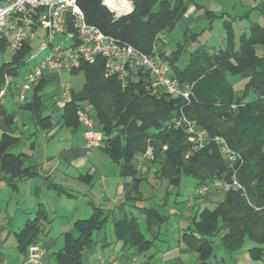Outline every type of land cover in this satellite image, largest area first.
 <instances>
[{
    "label": "trees",
    "instance_id": "obj_1",
    "mask_svg": "<svg viewBox=\"0 0 264 264\" xmlns=\"http://www.w3.org/2000/svg\"><path fill=\"white\" fill-rule=\"evenodd\" d=\"M2 0H0L1 2ZM132 10L114 17L103 5L102 0H77L88 24L94 25L135 48L150 52L156 47L160 56L169 62L174 75L191 84L188 104L180 98L150 93L143 79L130 81L122 87L115 77L104 73L103 59L82 62L71 74L81 72L84 77L82 95L72 90V100L63 110V125L79 126L76 110L85 108L92 117L95 128L104 136L103 151L114 164H120V176L129 177L123 184L122 203L111 210L94 206L87 218L73 222L74 233H63L62 248L54 252L57 264H93L86 258L85 251L94 243L93 235L103 229L110 216L114 241L121 242L124 256L145 253L153 245L139 228L137 217L129 214L126 207L136 208L144 216L148 231L157 230L167 221L166 215L155 207H137L143 196L139 185L142 177L135 160L146 145L153 146L154 158L148 169L155 167L154 175L178 186L182 175L195 180V186L210 183L214 179H227L229 169L217 146L211 142L206 147L191 152L185 132L174 128L171 119L180 112L204 127L211 136H222L229 146L240 153L242 163L236 165L237 178L244 188L223 193L213 208L204 207L189 217L190 222L180 235V241L197 254L194 264H208L214 258V248L220 246L227 253L240 251L247 241L253 245L247 250L250 259L264 257V53L258 55L256 47H264V25L252 23L248 32L234 41L231 20L223 22L224 45L212 52L204 45L188 50V39L177 43L173 50L166 51V44L158 38L175 25L184 10L186 0H131ZM209 19L214 17L207 10ZM30 42L0 65V81L5 72L17 75V68L30 52ZM5 43L0 41V51ZM187 52L184 65L180 59ZM246 79L244 92L236 91L229 77ZM40 82L33 90L32 99L25 104L34 113L39 124L47 120L38 114L43 100L38 91ZM253 90L255 97L246 100L247 92ZM87 106V108H86ZM7 114L0 104V120L9 123ZM16 138L7 133L0 137V178L14 186L17 180L34 177V167L24 166L20 155H13L8 148ZM167 194V193H166ZM200 196H196L194 201ZM47 220L44 207L39 204L32 219H27L15 233V246L23 256L28 245L41 241L42 221ZM47 222V221H46ZM221 225L224 231L214 238ZM47 247L45 242H42ZM128 256V255H126Z\"/></svg>",
    "mask_w": 264,
    "mask_h": 264
},
{
    "label": "built area",
    "instance_id": "obj_2",
    "mask_svg": "<svg viewBox=\"0 0 264 264\" xmlns=\"http://www.w3.org/2000/svg\"><path fill=\"white\" fill-rule=\"evenodd\" d=\"M103 5L118 17L132 10L131 0H102ZM164 43L165 34H158ZM36 39V46L31 41ZM0 41L5 43L11 53L19 51L26 42H30V52L23 63L17 68V77L5 72L0 81V104L17 88L13 95L16 105H23L27 100L26 91L31 90L46 70L57 74L71 73L78 69L82 62L92 63L98 57L103 59L104 73L115 77L122 87L130 81L139 80L141 74L150 79L152 94L180 98L185 104L190 101L191 84L181 82L173 73L169 62L160 56L154 47L150 52H143L129 43L123 42L98 27L88 24L77 0H2L0 2ZM22 67H25L22 71ZM72 100L70 83L60 81L57 93L52 96V105L63 112ZM78 123L82 126V136L86 147H103V134L95 128L89 112L78 107L76 110ZM174 128L185 132L189 150L186 157L194 151L206 147L213 142L219 154L227 164L229 177L214 179L210 183L194 186L193 193L187 201L191 206L196 196L209 189L227 192L238 190L244 193L236 172L242 163L239 152L232 149L224 137L211 136L204 127L189 119L183 111L171 119ZM154 158L153 146L148 143L144 151L138 155L135 165L138 173L144 177L148 173V164ZM2 230L0 227V244ZM47 248L42 241L28 245L24 260L20 264H44ZM98 264H146L137 261V256L124 257L110 254L106 257L93 255L90 262Z\"/></svg>",
    "mask_w": 264,
    "mask_h": 264
},
{
    "label": "rangeland",
    "instance_id": "obj_3",
    "mask_svg": "<svg viewBox=\"0 0 264 264\" xmlns=\"http://www.w3.org/2000/svg\"><path fill=\"white\" fill-rule=\"evenodd\" d=\"M222 21L221 18H215L212 22V29L207 34L205 38H198L199 40L195 43H204L207 44V47L218 49L223 45L222 39ZM244 22L235 24L234 28V41L237 45L239 35L244 31L243 29ZM205 34V33H204ZM169 37V42L166 44V51L169 52L173 50L177 43L184 42L183 33L179 28H175L171 33H167ZM33 45L36 46L37 41H33ZM194 45V44H193ZM193 45H187L188 50L193 48ZM154 48V47H153ZM156 48V47H155ZM256 53L261 55L264 53V47L257 46ZM14 53H11L9 49L3 48V52H0V65L3 62H7L9 58ZM187 60V52L180 59L179 65H184ZM25 67H22V71ZM140 78L143 79L146 88L152 92L150 88V79L144 73L141 74ZM60 80L68 81L74 92H81L84 82V77L81 72L74 74L62 73ZM230 82L232 83L234 89L240 93L244 92V86L246 79L239 76L229 77ZM54 84H48L42 90V93H46L45 97L50 98L54 91ZM160 95V94H159ZM162 95V94H161ZM255 92L249 90L247 92L246 100H251L255 97ZM5 107L8 111H13L16 109V105H13L9 99L6 100ZM87 108V106H86ZM88 109V108H87ZM54 118V117H53ZM24 124V125H23ZM19 129L17 134L19 136L21 131H24L28 136L33 133L31 139L21 141L20 145L14 149V151H23L26 153H33L36 157V160L42 164V156L47 154L57 155L59 150H61L65 144L71 139L73 133L69 129L61 126L57 131L50 136L46 133V130H39L33 125L31 120H20L16 125ZM77 134V133H76ZM74 134L75 136H77ZM73 135V136H74ZM33 140L35 145L34 148H30V141ZM92 152L97 151V154L94 155L97 159L93 161L92 158H88V162L85 167H87L86 172L93 174L92 184L94 185V192L101 190V174L110 175L113 171H117L118 165L113 164L109 159L103 154L100 150L92 149ZM106 159L107 163L102 161V158ZM63 164V163H62ZM84 167V168H85ZM90 167V168H89ZM89 168V169H88ZM106 168V169H105ZM155 167L148 169V173L145 177L146 179L142 180L139 185V190L142 193V200L136 203L137 207H155L160 213L166 215L167 221L159 229L156 236H154L150 231L146 229L144 216L137 212L136 208L126 207V211L129 214H132L137 217V222L139 228L143 235L147 239H153L152 247L147 250L145 253L139 254L137 256V261H144L146 264H167L168 260L177 262L178 259L181 260L184 264H194L196 262L195 253H183L179 254L176 250L180 246V235L185 231L186 226H188L190 215L199 213L204 207L212 208L215 203H197V200H214L220 199L225 192L216 191L209 189L204 194L195 200L191 206H187V201L193 193L195 186V180L186 175H182L178 186L169 185L166 180L157 178L154 175ZM83 174H85L83 172ZM1 185V184H0ZM18 191H12L8 188L7 185L0 186V226H2L4 218L9 219L8 225L5 224V227L11 231H17L24 223L27 218H32L34 216L35 203L32 199L31 193L26 191L23 186H18ZM55 190V189H54ZM50 189L48 192L43 191L39 197V201L42 200L45 202L46 210L48 211L47 222L42 221V227L45 228L44 232L41 233L42 240L51 241L44 257L46 258V264H57L54 252L62 248L63 245V233L67 230H72L71 233H74L73 229V220L75 218H87L91 214L92 208L87 206V198L83 195H78L75 198L69 199L65 194L57 195L55 191ZM238 191V190H236ZM98 193V192H97ZM167 193V194H166ZM99 194V193H98ZM113 196L106 199L107 207L113 205L112 202ZM207 202V201H206ZM64 210H66L64 214ZM114 216H110L105 223L103 229L99 232H95L93 235L94 245L91 250H89L91 256L100 255L101 257H106L108 254L119 255L122 253L117 252L113 242L112 235V220ZM105 237L109 241L107 250L101 248V240ZM215 239L217 236L214 237ZM253 244L247 241L244 247L237 253L230 254L223 250L220 246L214 248V258H211V261L208 264H259L256 261L250 260L247 255V248ZM111 250V251H110ZM0 252L6 256V258H18L22 256L15 248V242L12 241L9 244L0 247ZM88 253V250L85 251V254ZM146 254L151 256L147 261L143 259ZM246 254V255H245ZM24 260V259H23ZM22 260V261H23ZM90 260V259H89ZM94 264H98L97 260H93ZM126 264H134L132 261L127 262ZM177 264V263H176Z\"/></svg>",
    "mask_w": 264,
    "mask_h": 264
},
{
    "label": "crops",
    "instance_id": "obj_4",
    "mask_svg": "<svg viewBox=\"0 0 264 264\" xmlns=\"http://www.w3.org/2000/svg\"><path fill=\"white\" fill-rule=\"evenodd\" d=\"M184 7L185 8L182 14L177 19L173 28L165 33V37L167 38L165 44L169 42V37L166 34L171 33V31L175 28H179L183 33L184 40L186 37L188 38V36H190L191 34H196L192 38L188 39L189 45L194 44L193 48L200 45H204L207 47V44H204L203 42L202 43L198 42L196 43V45L194 42L195 41L197 42L199 40L198 39L199 37L201 39L204 36L203 38L206 39L207 34H209V31L212 29V22L215 18L223 19L222 30H223V22L226 20H231L233 29L235 28V24H237V22L238 23L244 22L243 32H248L249 26L252 23H258L260 25H264V0H186L184 2ZM207 10L212 11L214 17L209 19L206 14ZM222 39H223L222 45H224L223 31H222ZM35 40L36 39H33L31 41V44H33L34 43L33 41ZM4 48L6 49V46H4ZM207 48L210 52L215 50L214 48H209V47ZM62 73H66V72H61L57 74L53 71L46 70L43 76L38 81L39 83L40 80L42 79L44 82L43 87L37 92L38 95H41L43 100V104L41 105L38 114L42 117H47V120L42 124H39L37 122L34 113L31 111V109L27 108L25 105L29 103L30 100L32 99L33 90L38 83L31 90L26 91L27 100L23 105H16L15 102L13 101V95L17 91V88L12 89L11 94H9L5 98L4 102L1 104L4 106L7 114L12 115V119L9 123H6L4 120H0V137L3 133H7L12 137L16 138L15 143L8 148V151L13 155H20L21 159L23 160L24 166L34 167L37 171V174L34 177L17 180L14 186L9 185L7 182H5V179L0 178V184L7 185L8 188H10L12 191H18L19 189L18 186H23L26 189V191H28L32 195V199L35 203L34 211L36 212L38 205L41 204L46 211L47 218H48V211L46 210L45 202L42 200L40 201L38 200L40 195L43 193V191L48 192L50 189L52 190L55 189L56 191L55 190L54 191L57 195L65 194L66 197L69 199L75 198L78 195H83L85 198H87L86 201V203L88 204L87 206H90L92 210L94 206H101L105 209L111 210L114 206L122 203L123 184L130 180L129 177L122 178L120 176V164H117L118 165L117 171H113L112 174L110 175L101 174V177L99 178L101 181V190L97 191L99 194L97 192H94V185L92 184L93 174L86 172L87 167L85 166L88 162V158H92L93 161L97 159L96 157H94V155L97 154V151L92 152L91 151L92 149L95 148V150H100L103 152V154L105 153L103 151V147H90V148L86 147L82 136V126L79 123H78L79 126H76L74 128L63 125V112H60L52 105L51 98L53 95L57 93L58 83L62 81L60 80V76ZM17 75H18V70H17ZM17 75L14 77H17ZM51 83L54 84L55 86L54 87L55 93L52 94L50 98H46L45 97L46 93H42V90L45 86ZM75 93L78 94L79 96L82 95L81 92H75ZM7 99H9L13 105H16L15 110L8 111L6 109L5 103ZM23 119L31 120L33 125L36 127V129L43 131L46 130V133L50 136H53V134L61 126L69 129L70 132L73 134L71 136V139L65 144L66 146H64L61 150H59L57 155L47 154L45 156H42L41 159L42 164H40V162L36 160V157L33 155V153L29 154L23 151H16V150L14 151V149H16L20 145L23 139L24 140L31 139L32 136L31 137L29 136L33 135V133H31L28 136L24 131L20 132L21 136L17 134V131H19V129L15 125L16 123H18L20 120ZM74 134H76L77 136H75ZM103 144H104V138H103ZM34 145H35L34 141L31 140L30 148L33 149ZM100 158H102V161L107 163L106 159H104L103 156ZM83 172L85 174H83ZM111 196H113L112 198L113 205L111 207H107V202L105 201L106 199H109V197ZM220 199L206 200L207 202L203 200H197L195 204L200 202L204 204L213 202L216 204V202L219 201ZM35 212H34V216H35ZM65 212L66 210H64V214ZM32 218H27V219H32ZM77 219L80 218H75L73 222ZM26 220L24 221V223L26 222ZM8 223H9V219L4 218L2 226H0L2 230V241L0 247L9 244L12 241L15 242V233L18 232L21 229V227L24 225L23 223V225L17 231L13 232L5 227V224L8 225ZM224 228L225 225H221L217 230V232L215 233V236L219 237V235L224 231ZM44 230L45 228L42 227V233L44 232ZM67 231L71 232L72 230H67ZM150 232L154 236H156V234L158 233L157 230H151ZM41 241L45 242L47 247L52 243L51 241L42 240V238ZM112 244L115 245V249H117V252L122 251V253H124L125 250H123V246L121 242L113 240ZM93 245H91L87 249L88 253L85 254L89 262H90L89 259L91 257L89 250L94 248ZM108 245H109V241L105 237H103L100 243L101 248H103V250L105 251H108L107 250ZM176 250L178 251L179 254L195 253L193 250L186 248L184 244H180V246L177 247ZM130 252L131 251H129L128 254H126L128 256L124 255V257H129ZM121 254H119V256ZM246 256L250 259L248 252ZM150 258L151 256H149V254L148 255L146 254V256L143 257V259L147 261ZM23 259H24L23 256L20 259L18 258L16 259L14 257L6 258V256H4V254L0 252V264H20ZM196 260H197V254H196ZM252 261H256L259 264H264V257L262 260H252ZM176 263L184 264L183 262H181L180 259H178V261L175 263L174 261L171 260H168L167 262V264H176ZM44 264H46V258L44 260Z\"/></svg>",
    "mask_w": 264,
    "mask_h": 264
}]
</instances>
